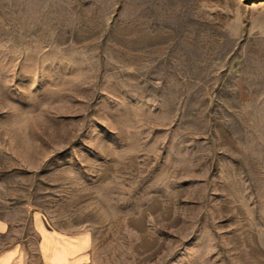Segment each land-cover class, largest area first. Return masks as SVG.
<instances>
[{"label": "rangeland", "instance_id": "1", "mask_svg": "<svg viewBox=\"0 0 264 264\" xmlns=\"http://www.w3.org/2000/svg\"><path fill=\"white\" fill-rule=\"evenodd\" d=\"M86 264H264V0H0V216Z\"/></svg>", "mask_w": 264, "mask_h": 264}, {"label": "crops", "instance_id": "2", "mask_svg": "<svg viewBox=\"0 0 264 264\" xmlns=\"http://www.w3.org/2000/svg\"><path fill=\"white\" fill-rule=\"evenodd\" d=\"M33 226L35 264H86L92 244L90 234L67 235L51 230L38 214L34 215ZM12 228V222L0 216V264H30L33 250L24 233Z\"/></svg>", "mask_w": 264, "mask_h": 264}]
</instances>
